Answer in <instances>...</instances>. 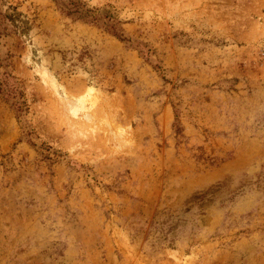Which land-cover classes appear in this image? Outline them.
I'll return each instance as SVG.
<instances>
[{"label": "rangeland", "instance_id": "obj_1", "mask_svg": "<svg viewBox=\"0 0 264 264\" xmlns=\"http://www.w3.org/2000/svg\"><path fill=\"white\" fill-rule=\"evenodd\" d=\"M0 264H264V0H0Z\"/></svg>", "mask_w": 264, "mask_h": 264}]
</instances>
